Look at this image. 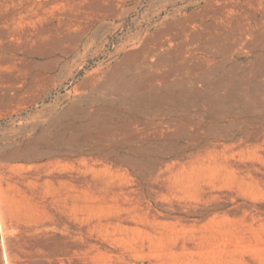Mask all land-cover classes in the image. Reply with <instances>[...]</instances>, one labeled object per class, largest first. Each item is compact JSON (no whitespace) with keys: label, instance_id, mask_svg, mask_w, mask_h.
I'll return each mask as SVG.
<instances>
[{"label":"rangeland","instance_id":"rangeland-1","mask_svg":"<svg viewBox=\"0 0 264 264\" xmlns=\"http://www.w3.org/2000/svg\"><path fill=\"white\" fill-rule=\"evenodd\" d=\"M205 6L0 0V264H264V0Z\"/></svg>","mask_w":264,"mask_h":264},{"label":"bare ground","instance_id":"bare-ground-1","mask_svg":"<svg viewBox=\"0 0 264 264\" xmlns=\"http://www.w3.org/2000/svg\"><path fill=\"white\" fill-rule=\"evenodd\" d=\"M205 3H206V6L204 8L205 12H203L204 16L212 19H217V18L222 19L225 17L224 12L228 10L230 0H205Z\"/></svg>","mask_w":264,"mask_h":264}]
</instances>
